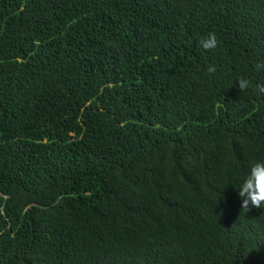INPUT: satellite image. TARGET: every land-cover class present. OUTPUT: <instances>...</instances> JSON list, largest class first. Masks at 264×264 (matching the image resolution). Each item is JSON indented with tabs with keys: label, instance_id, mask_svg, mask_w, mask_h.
Returning <instances> with one entry per match:
<instances>
[{
	"label": "trees",
	"instance_id": "16d2710c",
	"mask_svg": "<svg viewBox=\"0 0 264 264\" xmlns=\"http://www.w3.org/2000/svg\"><path fill=\"white\" fill-rule=\"evenodd\" d=\"M261 61L264 0H0V264H264Z\"/></svg>",
	"mask_w": 264,
	"mask_h": 264
},
{
	"label": "clouds",
	"instance_id": "9594fccd",
	"mask_svg": "<svg viewBox=\"0 0 264 264\" xmlns=\"http://www.w3.org/2000/svg\"><path fill=\"white\" fill-rule=\"evenodd\" d=\"M217 36L215 33H209L207 38L201 41V47L205 50H211L217 46ZM254 67L258 71H264V61L257 62ZM213 69L210 67L209 71ZM240 91L250 88L248 79L241 78L235 81ZM260 93H264V87H258ZM241 198V207L249 209L264 207V160H255L249 164L246 175L241 179L237 190Z\"/></svg>",
	"mask_w": 264,
	"mask_h": 264
}]
</instances>
